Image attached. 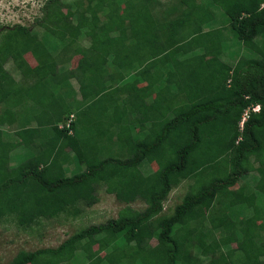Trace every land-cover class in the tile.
Returning <instances> with one entry per match:
<instances>
[{
    "label": "trees",
    "instance_id": "1",
    "mask_svg": "<svg viewBox=\"0 0 264 264\" xmlns=\"http://www.w3.org/2000/svg\"><path fill=\"white\" fill-rule=\"evenodd\" d=\"M39 11L0 27V222L30 232L76 219L100 188L125 206L7 264H264V0H45Z\"/></svg>",
    "mask_w": 264,
    "mask_h": 264
},
{
    "label": "rangeland",
    "instance_id": "2",
    "mask_svg": "<svg viewBox=\"0 0 264 264\" xmlns=\"http://www.w3.org/2000/svg\"><path fill=\"white\" fill-rule=\"evenodd\" d=\"M62 1L69 3L73 0ZM44 2L45 0H0V27H12L16 24L25 26L31 25L34 18L37 15H40L39 10ZM64 12L69 13L67 9H65ZM218 16L224 19L225 24L223 23L222 25H227V17L222 11H219ZM42 32L43 31L40 30L37 32V34L42 35ZM88 44L89 40L85 37L81 38L79 41L80 46L86 47ZM231 49L232 48L230 47L227 52ZM57 50L58 49L54 50L53 55L57 54ZM25 59L31 66H35L36 63L31 55H25ZM81 60L82 59L80 56L74 55L73 59L70 61V66L75 67L76 64ZM221 61L224 63L230 62V60L228 61L227 53L222 56ZM5 68L12 74L15 79H21L20 76H18L19 74L14 69L12 63H7L5 65ZM70 84L72 89L77 93V98L80 100L83 95L82 91L78 88V85L74 80L71 81ZM88 105H86V107H88ZM254 110L257 111L258 108L256 107V109ZM247 112L248 111L243 114L242 119L239 123V127H242L243 122L246 120ZM15 129L16 125L8 128H3L4 134L7 139L12 137ZM142 129L143 127L137 128V130ZM134 136H136V133H134ZM34 151L37 152V150ZM10 161L12 166H16L18 160H16L15 155H12ZM80 167L81 166H78V168ZM78 168L74 173L81 171ZM153 168H156L155 164H153ZM252 175L255 176V174ZM255 183L256 179L250 176L243 179L242 182H239L236 186L238 187L242 184L253 186ZM187 190L188 182H183L177 188L173 189L170 192L168 198L164 203V210L166 213H170L174 206L180 203ZM97 196L99 198V201L93 207L86 208L84 206H79L82 213L78 218H60L51 221H42L39 227L34 228L30 232L17 228L14 222L10 220L0 222V264H7L19 251L22 250L35 251L39 248H55L80 228H85L93 224L105 223L110 219H115L118 215V212L121 211V209H123V207L125 206L123 203L117 201L113 195H108L103 188L99 189ZM131 206L135 209L142 210L144 209L145 204L136 202ZM207 207L208 206H203V209H206ZM246 208V206L234 208L231 215L237 216V213L241 209L243 210ZM154 244L155 241L152 240L145 247H149Z\"/></svg>",
    "mask_w": 264,
    "mask_h": 264
},
{
    "label": "bare ground",
    "instance_id": "3",
    "mask_svg": "<svg viewBox=\"0 0 264 264\" xmlns=\"http://www.w3.org/2000/svg\"><path fill=\"white\" fill-rule=\"evenodd\" d=\"M30 108V107H29ZM30 110H32V109H30ZM33 122V121H32Z\"/></svg>",
    "mask_w": 264,
    "mask_h": 264
},
{
    "label": "built area",
    "instance_id": "4",
    "mask_svg": "<svg viewBox=\"0 0 264 264\" xmlns=\"http://www.w3.org/2000/svg\"><path fill=\"white\" fill-rule=\"evenodd\" d=\"M72 117H73V116H72ZM70 120H71V118H70ZM70 120H69V121H70Z\"/></svg>",
    "mask_w": 264,
    "mask_h": 264
},
{
    "label": "clouds",
    "instance_id": "5",
    "mask_svg": "<svg viewBox=\"0 0 264 264\" xmlns=\"http://www.w3.org/2000/svg\"><path fill=\"white\" fill-rule=\"evenodd\" d=\"M257 108H258V107H257ZM254 109H256V107H255Z\"/></svg>",
    "mask_w": 264,
    "mask_h": 264
}]
</instances>
